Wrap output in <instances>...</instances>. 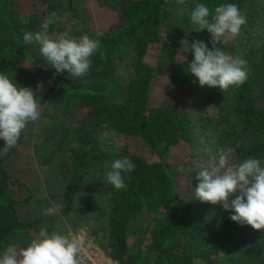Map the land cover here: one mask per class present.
Segmentation results:
<instances>
[{"label": "trees", "instance_id": "16d2710c", "mask_svg": "<svg viewBox=\"0 0 264 264\" xmlns=\"http://www.w3.org/2000/svg\"><path fill=\"white\" fill-rule=\"evenodd\" d=\"M43 1L0 0V56L14 58V68L31 80L35 94L39 89V76L47 69L48 75L42 82L41 102L46 103L62 87V114L71 117L75 103L84 113V118L73 126L77 147L67 172L63 213L74 209L89 163L103 162L109 157L98 140L99 130L106 125L132 141L124 157L135 164L131 173H122L127 187L111 189L108 226L110 256L114 261L118 264H146L148 255L154 253L155 264H264V230H254L239 242L235 241V227L226 232L215 230L209 234V254L212 257L208 255L205 261H199V255L188 250L189 241L201 234L200 223L193 217L195 196H187L179 190L177 169L182 163L172 161V157L176 150L195 144L194 119L185 105L197 104L201 87L198 80L187 72L188 64L194 59L192 52H188L186 63L179 62L181 43L164 32L163 24L168 13L166 0H103L105 5L118 11L119 24L100 33L90 32L85 20L78 17L82 35L98 39L105 54L104 59L99 53L92 57V68L83 81L61 78L47 63L37 68L30 46L23 43V33L32 32L49 14L45 9L32 13H24V10L29 4L36 6ZM261 2L264 0H197L182 20L189 33L186 40L189 43L203 41L209 49L212 47L207 30L193 31L190 13L197 3L205 4L210 11L220 4L234 3L242 15L245 13L246 24L253 25L254 17L261 15L256 9ZM69 3L74 15L78 16L74 0ZM261 9L264 10V6ZM22 17L29 23H22ZM54 28L55 24L50 25L49 34ZM155 44L159 45L161 53L151 65L146 59ZM128 47H133L137 53L135 76L123 86L116 77L115 68ZM221 47L236 55L231 39ZM4 59H0V64ZM242 59L248 64L247 81L224 93L218 88L210 89L212 91L205 97L207 101L218 100L223 128L231 114L237 116L243 125L240 133L224 129L228 147L239 145L236 154L241 161L249 157L264 158V54L261 48H253ZM162 76L169 81L173 97L158 103L155 94ZM255 90L258 93H254ZM256 102L263 106L258 107ZM250 130L257 132L258 137L249 147H244L241 135ZM23 137L22 132L18 144ZM64 139L65 136L62 143ZM14 186L25 187L8 177L0 159V256L9 244L26 247L41 228L40 220L24 221L18 216L16 205L28 202L30 197L22 201L12 197L10 191ZM140 220L148 225L137 251L133 253L129 236L136 221ZM47 229L50 233L51 228Z\"/></svg>", "mask_w": 264, "mask_h": 264}, {"label": "rangeland", "instance_id": "374dc122", "mask_svg": "<svg viewBox=\"0 0 264 264\" xmlns=\"http://www.w3.org/2000/svg\"><path fill=\"white\" fill-rule=\"evenodd\" d=\"M166 2L168 13L163 24L164 32L169 34L172 40L181 43L189 34L182 20L197 0H183V2L181 0H166ZM74 6L78 16L74 15L71 10L69 0H45L36 6L29 4L24 13L45 9L49 16L52 12H56L58 20L50 34L53 37L57 33L65 31L69 26L72 28L70 35L82 36L78 17L83 18L89 31L95 33H100L119 24L118 11L105 5L103 0H74ZM262 6H264V2L256 6L261 15L254 17V24H246L240 35L231 39V43L236 47V55L241 58L253 48H261L264 54V10L261 9ZM243 15L245 16V13ZM39 30L40 26L32 32L35 33ZM29 46L31 54L36 59L37 68L46 63L39 52V46ZM160 53L159 45L155 44L146 60L153 65ZM185 55L186 61L181 58V55H178V61L186 63L189 55L188 53ZM0 59H4V55L0 56ZM5 59L0 64V72L7 74L19 86L33 89L31 80L26 75L19 74L20 71L14 68V58L7 57ZM136 60V51L133 47H128L125 50L124 58L117 62L116 77L123 86L128 85L134 78ZM47 75V69H44L39 76V89L36 94L37 102L40 105V118L36 122L28 124V129L23 131L24 137L21 144H17L6 154L0 150L2 168L8 177L12 181L17 180L25 185L21 188L12 187L10 195L21 201L30 197L28 202L16 205L18 216L22 220H40L41 226L51 228V232L70 233L78 239L82 244L80 264H118L110 256L109 250L108 221L112 187L106 183V173L111 170L112 162L123 158L128 145L133 143L126 135L118 134L103 125L99 130L98 140L100 147L109 157L103 162L91 161L89 163L84 185L75 200L74 209L67 214L63 213V196L68 181L67 172L72 165V153L77 147V134L73 126H76L84 118V113L80 109V105L75 103L71 117L68 118L62 114L60 103L62 87H59L46 103L41 102L42 82ZM56 75L61 78L69 77L66 71ZM86 76L88 73L76 79L83 81ZM160 78L163 80L159 81L155 94V100L158 103L173 97L169 81L164 80V76ZM211 91L206 86L201 88L197 104L188 105L187 103L185 105V108L191 111V116L194 119L195 144L187 149L176 150L172 157V161L182 163L177 169L180 193L191 197L195 196L194 192L199 184L197 177L200 171L204 168L210 170L216 166L219 150L229 145L224 129L237 130L238 133L243 129V125L239 123L234 114H231L229 122L223 128V124L220 122L218 100L207 101L205 98ZM254 93H258V91L255 90ZM256 105L263 106L257 102ZM67 132L69 135L66 134ZM63 136H65L64 143L61 142ZM257 137L258 134L255 131H244L241 135V144L244 147H249ZM4 143L3 140H0V149L4 147ZM235 156L236 162H241L236 153ZM188 183L190 185H187ZM236 195L238 193L230 197L229 201L235 199ZM195 201L193 217L195 222L200 223L201 234L196 239L189 241L187 247L189 251L199 255V261L207 260L208 255L212 257L209 254L211 251L209 234L215 230L226 232L231 227H235L236 242L243 240L254 231L250 226H241L233 222L230 216L235 214L234 211H224L222 206L202 203L196 197ZM86 208L90 210L82 212ZM147 225V222L141 220L134 224L129 236L131 252L137 251ZM146 264H155L154 253L148 255Z\"/></svg>", "mask_w": 264, "mask_h": 264}, {"label": "clouds", "instance_id": "9594fccd", "mask_svg": "<svg viewBox=\"0 0 264 264\" xmlns=\"http://www.w3.org/2000/svg\"><path fill=\"white\" fill-rule=\"evenodd\" d=\"M183 2V0H181ZM58 20L52 12L40 25V30L23 33L25 45H38L39 52L47 65L56 74L67 72L70 79L85 76L92 68V57L105 54L98 39L85 34L70 35L71 26L54 37L49 34L50 25ZM193 31L211 35V49L199 40L181 41L178 55L186 61V53L192 52L194 59L188 64L187 72L195 77L201 88H218L222 93L230 88L242 86L248 79L247 61L239 55H231L222 49L229 39H235L246 24V17L234 3L220 4L214 11L203 3H197L190 13ZM24 24L29 23L21 18ZM195 82V81H193ZM40 105L35 92L29 87L19 86L7 74L0 72V140L5 154L15 148L22 132L29 123L40 118ZM236 147H239L237 145ZM236 147L219 150L216 166L200 171L194 195L202 203L222 206L224 211H234L230 219L256 231L264 230V158H246L236 162ZM106 173V183L116 190L127 187L122 173H131L135 164L127 157L112 162ZM231 202L229 198L237 194ZM82 244L72 234L57 231L49 233L41 226L38 234L24 248L9 244L0 256V264H80Z\"/></svg>", "mask_w": 264, "mask_h": 264}]
</instances>
